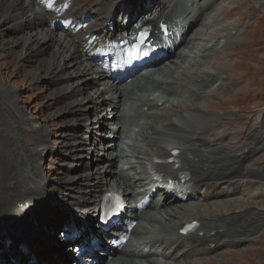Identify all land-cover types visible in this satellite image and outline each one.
<instances>
[{
    "label": "bare ground",
    "instance_id": "obj_1",
    "mask_svg": "<svg viewBox=\"0 0 264 264\" xmlns=\"http://www.w3.org/2000/svg\"><path fill=\"white\" fill-rule=\"evenodd\" d=\"M40 1L0 0V23L5 21L8 28L13 24L18 37L12 45L33 55L41 52L36 57L41 65L51 66L62 81L58 85L67 88L63 97L65 110L71 109V132L66 133L69 155L64 160L71 170L62 179V187L47 186L41 163L44 155L55 151L59 154L58 147L49 143L50 136L42 127L37 128L23 116L21 127L36 134L37 147L30 153L17 127L16 137L7 133L0 139V228L20 232L23 237L19 241L24 244L39 242L62 225L63 233L54 238L51 247H61L59 256L64 253L66 257L72 253L64 247L65 233L79 230L82 220L91 227L97 200L107 191H117L129 204L134 199L140 203L117 228L119 234L133 228L131 242L117 249L111 246L118 241L116 237L105 234L94 238L90 231L83 238L79 255L72 256L73 261L68 264H79L81 260L90 264H202L211 256L250 242L249 236L264 230V208L256 202L259 194L250 195L248 206L243 207L236 200L245 188L258 186L264 190V165L248 167L264 148L261 123L252 122V131L242 146L224 144L242 132H227L232 121L219 124L203 102L226 97L220 87L224 73L212 71L214 62L209 60L217 53L211 50L227 40L220 38L206 47L196 44L194 36L190 39L193 42L187 41L188 33L201 22L215 0H176L173 5L162 1L148 10L140 8L145 14L126 27H122V21L114 20L112 9L133 12L127 8V0L110 3V12L101 9L105 7L101 0L80 14L73 9L77 0H71L66 16L78 19L86 14L91 22L98 23L89 24L75 35L51 29L52 17L43 13ZM138 21L141 25L187 24L189 29L180 35L179 42L172 46L171 57L162 65L144 70L130 82H116L88 58L85 38L97 35L104 41L114 33L123 36L127 27L136 31L134 24ZM108 27L113 32L106 33ZM232 32L228 36H234ZM233 47L223 44L222 50L227 52ZM22 115L18 113L20 119ZM216 127L224 133L217 135L212 131ZM173 151H179V156H173ZM171 160L176 162L169 164ZM151 170L168 177L188 174L193 185L174 190L157 187ZM148 193L149 199L142 202ZM52 204L59 208L61 225L53 227L55 221L46 220L39 227ZM32 220L38 221V226L33 227ZM192 222L199 225L194 234H178L184 224ZM90 242L102 251L87 255ZM35 250L32 247L26 255L13 249V261L8 262L3 255L0 264H52L53 257L57 258L45 259L39 252L33 253ZM65 257L56 259L54 264H67ZM110 257L112 260H108Z\"/></svg>",
    "mask_w": 264,
    "mask_h": 264
},
{
    "label": "rangeland",
    "instance_id": "obj_2",
    "mask_svg": "<svg viewBox=\"0 0 264 264\" xmlns=\"http://www.w3.org/2000/svg\"><path fill=\"white\" fill-rule=\"evenodd\" d=\"M97 1L77 0L73 8L81 12L87 4ZM103 1L104 9L107 10L110 3L115 0ZM162 1H165L167 5H173L176 0H129L128 7L135 6L136 10L144 7L148 9L149 6L156 7L157 3ZM209 1L211 0H205V2ZM225 13H230V16L224 17ZM10 25L11 28H8L5 21L0 23V139L7 133L16 137L17 127L22 135L21 141L25 142L30 153H34L37 147V136L33 131L21 127L23 116L31 119L37 128L42 127L50 136L49 143L58 147L59 154L55 151L53 154L44 155L41 168L49 188L62 187L64 185L62 179L71 170H68L66 166L68 161L64 160L69 155L66 133L71 132L69 120L71 109L65 110L66 101L63 97L67 88L64 85H58V82L62 81L51 66L41 65L40 60L36 58L41 52H34L33 55L31 52H25L22 47L12 45L13 39L18 35L15 34L13 24ZM231 31L234 35H231L232 38L228 36ZM193 36L196 44L200 46H205L209 42L215 43L220 38L227 40L222 41V46L211 50V52L217 50V53L209 60L214 62L212 71L224 73L222 76L224 82L221 78L220 87L222 93H226V97L221 100L218 97H212V101L203 103L209 105L207 109L212 111L209 114L215 116L219 124L225 120L232 121V126L227 132H242L240 137L231 136V139L224 143L233 148L240 147L252 131V122L260 121L261 131L264 132V0H215L201 22L188 33L187 41ZM201 38L202 41H200ZM190 41L193 42V40ZM15 44L20 43L15 41ZM223 44L224 46L234 45V47L224 52ZM182 49L184 48H181V52ZM44 69H49L50 72L45 73ZM5 89H10L11 92L8 93ZM18 113L23 114L22 119L18 117ZM110 115L111 112L108 113V116ZM212 131L217 135L224 133L219 127ZM207 138L211 139L209 135ZM261 164L264 165V148L252 159L248 167ZM76 168L78 169L79 166L74 169ZM253 193L259 194L256 202L264 208V190H259L258 186L243 189L236 200L241 203V206H248L249 197ZM50 208L51 212L44 220L39 221V227L49 219V223L55 221L53 227L56 224L61 225L58 206L52 205ZM58 230L59 226L36 242L38 247L34 248L45 259L50 256L51 259L53 256L57 259L65 257L59 256L61 249L51 247L54 243L53 239L58 235ZM249 239L250 242L231 247L223 251L222 255L211 256L203 263L264 264V230L249 236ZM13 248V246L4 248L3 245L0 247V255H4L8 262H12L11 259L15 256ZM54 259L56 258L53 257L52 262ZM68 260L71 262V259L65 257V261Z\"/></svg>",
    "mask_w": 264,
    "mask_h": 264
},
{
    "label": "water",
    "instance_id": "obj_3",
    "mask_svg": "<svg viewBox=\"0 0 264 264\" xmlns=\"http://www.w3.org/2000/svg\"><path fill=\"white\" fill-rule=\"evenodd\" d=\"M54 240V239H53Z\"/></svg>",
    "mask_w": 264,
    "mask_h": 264
}]
</instances>
